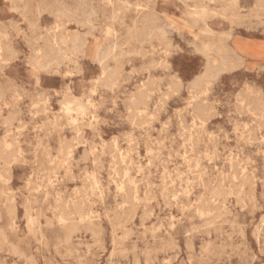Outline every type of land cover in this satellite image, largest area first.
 Masks as SVG:
<instances>
[{
    "label": "rangeland",
    "instance_id": "374dc122",
    "mask_svg": "<svg viewBox=\"0 0 264 264\" xmlns=\"http://www.w3.org/2000/svg\"><path fill=\"white\" fill-rule=\"evenodd\" d=\"M263 2L0 0V264H264Z\"/></svg>",
    "mask_w": 264,
    "mask_h": 264
},
{
    "label": "bare ground",
    "instance_id": "6f19581e",
    "mask_svg": "<svg viewBox=\"0 0 264 264\" xmlns=\"http://www.w3.org/2000/svg\"><path fill=\"white\" fill-rule=\"evenodd\" d=\"M11 1V0H10ZM182 1V0H181ZM229 1H232V3H233V0H229ZM263 1V0H262ZM235 3V2H234ZM123 4H126V3H123ZM262 4H264V2L262 3ZM261 4V5H262ZM237 5H239L238 3H237ZM13 6L15 7V5L13 4ZM129 6V5H128ZM258 7V6H257ZM261 7H263V6H261ZM16 8V7H15ZM19 8V7H18ZM139 8V7H138ZM221 8V7H220ZM235 8V7H234ZM254 8H256V7H254ZM20 9V8H19ZM43 9V8H42ZM190 9V8H189ZM235 9H237V8H235ZM259 9V8H258ZM262 9V8H261ZM263 9H264V7H263ZM262 9V10H263ZM44 10V9H43ZM93 11V10H92ZM120 11V10H119ZM221 11H223L222 10V8H221ZM206 12H207V10H206V7H203V6H194V8L192 9V14H191V19H190V21H191V24L193 25V26H196L198 23H200V22H202L203 23V29H201V30H209L208 28H207V26H206V24H205V21H203V17H204V15L206 14ZM94 13V12H93ZM236 13V12H235ZM20 14V13H19ZM89 17H91V16H89ZM89 19V18H88ZM109 19V18H108ZM250 19V18H249ZM180 20H182V19H180ZM2 24V23H1ZM0 24V25H1ZM172 24V23H171ZM4 26V25H3ZM61 26V25H60ZM2 27V26H1ZM0 27V28H1ZM170 27V26H169ZM168 27V28H169ZM2 28H4V27H2ZM5 28H7V27H5ZM56 28H57V26H56ZM148 28V27H147ZM146 28V30H149V28L147 29ZM177 28V27H176ZM188 28V27H187ZM56 30V29H55ZM191 30H193V29H191ZM178 31H179V28H178ZM177 31V32H178ZM3 32H5L4 30H3ZM202 32V31H201ZM6 33V32H5ZM209 33V32H208ZM210 34V33H209ZM163 35V34H162ZM193 36H195L194 34H193ZM222 36V35H221ZM225 36H227V35H225ZM73 37V36H72ZM223 37V36H222ZM229 37V36H228ZM1 38V37H0ZM144 38V37H143ZM226 38V37H225ZM2 39V38H1ZM54 39V38H53ZM220 40V39H219ZM54 41V40H53ZM98 41V40H97ZM150 41V40H149ZM10 42V41H9ZM9 42H7V43H9ZM144 42H147V41H144ZM224 42H225V40H224ZM1 43V42H0ZM3 43H5V42H3ZM2 43V44H3ZM6 43V44H7ZM26 43V42H25ZM30 43V42H29ZM67 43V42H66ZM72 43V42H71ZM223 43V42H222ZM5 44V45H6ZM152 44V43H151ZM11 45V44H10ZM162 45V44H161ZM226 44H224V46H225ZM75 46V45H74ZM3 47V46H2ZM96 47H98V46H96ZM169 47V46H168ZM202 47H204V50L205 49H208V47H207V45L205 46H202ZM219 48H220V46H218ZM223 47V46H222ZM98 48H100V47H98ZM115 48V47H114ZM224 49L225 48H227V47H223ZM3 49H5V48H3ZM7 49H9L8 47H7ZM97 49V48H96ZM1 50V49H0ZM217 49L215 48V51H216ZM227 50V49H226ZM225 50V51H226ZM98 51H99V49H98ZM168 51V50H167ZM9 52V51H8ZM34 52V51H33ZM202 52V51H201ZM218 52H220V51H218ZM233 57H234V59H235V61L237 62V63H242V62H245V61H248V60H261V59H264V50L263 49H260L259 47H257V46H255L253 43H250V42H248V41H243V40H237V41H234L233 42ZM97 53V52H96ZM197 53V52H196ZM215 53V52H214ZM221 53H222V51H221ZM227 53V51L225 52V54ZM198 54V53H197ZM216 54H217V52H216ZM222 55V54H221ZM97 56V55H96ZM107 56V55H106ZM15 57V56H14ZM225 57V56H224ZM227 58H228V56H226ZM105 58V57H104ZM204 58H205V56H204ZM209 58V57H208ZM68 59V58H67ZM96 60V58L94 59V61ZM206 60H208V59H206ZM230 60V59H229ZM39 61V60H38ZM97 61V60H96ZM209 62V61H208ZM36 63V62H35ZM77 63V62H76ZM210 63V62H209ZM40 64V63H39ZM220 64V62L219 63H217V65H219ZM226 64H228V63H226ZM206 65H208V64H206ZM35 66V68H36V66H38V65H34ZM75 66V65H74ZM220 66H221V64H220ZM47 67V66H46ZM219 67V66H218ZM231 68V67H230ZM176 73V72H175ZM203 74V73H202ZM102 75V74H101ZM104 75V74H103ZM215 75V74H214ZM218 76V75H217ZM102 78V77H101ZM129 78V77H128ZM155 78V77H154ZM153 79V78H152ZM168 79H169V77H168ZM117 80V79H116ZM150 80V79H149ZM178 80V79H177ZM194 81V80H193ZM122 82V81H121ZM142 82V81H141ZM152 82V81H151ZM169 82H171V81H169ZM100 83H101V81H100ZM154 83V82H153ZM179 83V82H178ZM99 84V83H98ZM144 84H146V83H144ZM151 84V83H150ZM149 84V85H150ZM168 84V83H167ZM173 84V83H172ZM254 84V83H253ZM102 85V84H101ZM119 85V84H118ZM153 85V84H152ZM191 85V84H190ZM99 86H100V84H99ZM113 86V85H112ZM169 86V85H168ZM192 86V85H191ZM100 87H104L103 85L102 86H100ZM99 87V88H100ZM106 87V86H105ZM104 87V88H105ZM107 87H109V86H107ZM144 87V86H143ZM170 87V86H169ZM173 87V86H172ZM186 87V86H185ZM254 87V86H253ZM193 88V87H192ZM203 88V87H202ZM248 88V87H247ZM252 88V87H251ZM258 88V87H257ZM109 89V88H108ZM118 89V88H117ZM90 90V89H89ZM88 90V91H89ZM111 91H112V89H110ZM124 90V89H123ZM164 90H165V88H164ZM242 90V89H241ZM67 91V90H66ZM139 91V90H138ZM153 91V90H152ZM151 91V92H152ZM245 91V90H244ZM254 91H255V89H254ZM149 92V91H148ZM174 92H176V90H174ZM242 93H243V91H241ZM252 92H253V90H252ZM251 92V93H252ZM262 92V91H261ZM110 93H112V92H110ZM135 93H136V96H138V94H137V92L135 91ZM139 93V92H138ZM164 93H165V91H164ZM171 93V92H170ZM257 93V92H256ZM67 94V93H66ZM90 94H91V92H90ZM132 94L133 93H131L130 95L132 96ZM260 94V93H259ZM39 95V94H38ZM65 95V94H64ZM93 95V94H92ZM161 95V94H160ZM168 95V94H167ZM170 95H172V94H170ZM243 95V94H242ZM257 95V94H256ZM264 95V94H263ZM67 96V95H66ZM65 96V97H66ZM134 96H135V94H134ZM150 96V95H149ZM148 96V97H149ZM235 96V95H234ZM260 96V95H259ZM258 96V97H259ZM39 97V96H38ZM165 97V96H164ZM167 97V96H166ZM243 97H245V96H243ZM69 98V97H68ZM100 98V97H99ZM129 98V97H128ZM252 98V97H251ZM260 98V97H259ZM258 98V99H259ZM75 98H72V100H74ZM146 99V98H145ZM148 99V98H147ZM192 99V98H191ZM198 99V98H197ZM240 99V98H239ZM244 99V98H243ZM263 99H264V96H263ZM41 100V99H40ZM45 100V99H44ZM69 100H70V98H69ZM77 100V99H76ZM80 100V99H79ZM81 100H82V98H81ZM126 100V99H125ZM132 100V99H131ZM137 100V99H136ZM142 100V99H141ZM202 100V99H201ZM204 100V99H203ZM249 100V99H248ZM253 100V99H252ZM251 100V101H252ZM46 101V100H45ZM64 101V99L62 100V103H64L63 102ZM127 102H129L128 101V99L126 100ZM133 101V100H132ZM155 101V100H154ZM166 101V100H165ZM199 101V100H198ZM235 101V100H234ZM246 101V100H245ZM101 102V101H100ZM135 103H137L138 102V100H137V102L136 101H134ZM140 102V101H139ZM138 102V103H139ZM143 103H144V101H142ZM141 102V104H143ZM147 102V101H146ZM161 102H163V101H161ZM201 104H202V102L203 101H199ZM216 102V101H215ZM238 102H240V101H238ZM242 102V101H241ZM249 102V101H248ZM260 102H261V99H260ZM60 103V102H59ZM86 103H88V102H86ZM90 103V102H89ZM133 103V102H132ZM198 102L196 101V104H197ZM200 103L198 104V105H200ZM204 103V102H203ZM214 103V102H213ZM243 103V102H242ZM246 103V102H245ZM36 104V103H35ZM61 104V103H60ZM69 104V103H68ZM75 104V103H74ZM73 104V105H74ZM140 104V105H141ZM189 104V103H188ZM196 104H194V106L196 105ZM206 104V103H205ZM208 104V103H207ZM209 104H211V103H209ZM253 104V103H252ZM64 105H67V104H65L64 103ZM144 105H145V103H144ZM143 105V106H144ZM247 105V104H246ZM249 105V104H248ZM259 105V104H258ZM261 105V104H260ZM41 106H42V104H41ZM62 106V105H61ZM60 106V107H61ZM75 106V105H74ZM85 106H87V105H85ZM130 106V105H129ZM135 106V105H134ZM133 106V107H134ZM149 106V105H148ZM147 106V107H148ZM160 106V105H159ZM188 106V105H187ZM207 106V105H206ZM235 106V105H234ZM32 107V106H31ZM65 107V106H64ZM78 107H80V106H78ZM104 107V106H103ZM132 107V108H133ZM154 107V106H153ZM152 107V108H153ZM196 107V106H195ZM208 107V106H207ZM212 107V106H211ZM248 107V106H247ZM246 107V108H247ZM253 107H254V105H253ZM41 108V107H40ZM68 108V107H67ZM93 108V107H92ZM136 108V107H135ZM142 108V107H141ZM194 108V107H193ZM214 108V107H213ZM236 108V107H235ZM244 108H245V106H244ZM243 108V109H244ZM69 109H70V107H69ZM74 109V108H73ZM73 109L71 110V111H73ZM83 109V108H82ZM149 109V108H148ZM195 109V108H194ZM197 109V108H196ZM208 109V108H207ZM206 109V110H207ZM242 109V110H243ZM41 110V109H40ZM62 110V109H61ZM65 110V109H64ZM94 110V109H93ZM137 110H140V109H137ZM143 110V109H142ZM212 110V109H211ZM211 110H209V111H211ZM68 111V110H67ZM75 111V110H74ZM155 111H156V109H155ZM154 111V112H155ZM174 111V110H173ZM187 111V110H186ZM192 111V110H191ZM194 111V110H193ZM197 111H198V109H197ZM201 111V110H200ZM250 111V110H249ZM77 112V111H76ZM75 112V113H76ZM79 112V111H78ZM77 112V113H78ZM84 112H86V111H84ZM83 112V113H84ZM136 112V111H135ZM135 112H133V113H135ZM143 112V111H142ZM157 112V111H156ZM203 112L205 113L206 111H204L203 110ZM133 113H131L132 114V116H133ZM157 113H159V112H157ZM198 113V112H197ZM197 113H194V114H197ZM201 113V112H200ZM213 113V112H212ZM214 113H215V111H214ZM236 113H238V112H236ZM250 113V112H249ZM254 113V112H253ZM264 113V112H263ZM31 114V113H30ZM80 114V113H79ZM82 114V113H81ZM90 115H91V113H89ZM127 114H129V113H127ZM140 114V113H139ZM191 114V113H190ZM194 114H192L193 115V117H194ZM207 114L209 115V113L207 112ZM211 114V113H210ZM216 114V113H215ZM214 114V115H215ZM83 115V114H82ZM82 115H80V116H82ZM157 115H159V114H157ZM187 115V114H186ZM191 115V116H192ZM202 115V114H201ZM206 115V114H205ZM208 115H206L207 117H208ZM245 115V114H244ZM250 115V114H249ZM253 115V114H252ZM15 116V115H14ZM128 116V115H127ZM131 115H130V117L129 118H131L132 117ZM135 116V115H134ZM133 116V117H134ZM136 116H139V115H137L136 114ZM190 116V117H191ZM199 116V115H198ZM218 116H219V114H218ZM246 116V115H245ZM181 117H182V115H181ZM210 117V116H209ZM213 117V116H212ZM257 117H258V115H257ZM260 117V116H259ZM12 118V117H11ZM146 118V117H145ZM152 118V117H151ZM158 118V117H157ZM184 118V117H183ZM198 118V117H197ZM201 118L203 119V116H201ZM201 118H199V119H201ZM240 118H241V116H240ZM54 119V118H53ZM93 119V118H92ZM134 119V118H133ZM138 119V118H137ZM136 119V120H137ZM169 119V118H168ZM196 119V118H195ZM208 119V118H207ZM254 119V118H253ZM129 120V119H128ZM185 120V119H184ZM197 120V119H196ZM205 120V119H204ZM204 120H202V122L204 123ZM71 121H74V120H71ZM82 121H84V120H82ZM81 121V122H82ZM130 121H131V119H130ZM138 121V120H137ZM166 121V120H165ZM180 121H183L182 119L180 120ZM201 121V120H200ZM235 121V120H234ZM54 122H55V120H54ZM67 122V121H66ZM70 122V121H69ZM77 122V121H76ZM129 122V121H128ZM139 122H141V120H139ZM74 123V122H73ZM72 123V124H73ZM90 123V122H89ZM142 123V122H141ZM184 123V122H183ZM205 123H207V121L205 122ZM238 123V122H237ZM256 123V122H255ZM258 123V122H257ZM10 124V123H9ZM132 124V123H131ZM136 124V123H135ZM167 124V123H166ZM180 124H182V122H180ZM180 124H178V125H180ZM196 124V123H195ZM197 124H198V121H197ZM247 124V123H246ZM51 125V124H50ZM49 125V126H50ZM54 125V124H53ZM75 125H76V123H75ZM89 125V124H88ZM177 125V124H176ZM185 125V124H184ZM11 126V125H10ZM69 126V125H68ZM77 126V125H76ZM80 126V125H79ZM162 126H163V124H162ZM232 126H234V125H232ZM247 126V125H246ZM60 127V126H59ZM89 127V126H88ZM235 127V126H234ZM233 127V128H234ZM244 127H245V125H244ZM255 127V126H254ZM57 128V127H56ZM160 128H161V126H160ZM237 128V127H236ZM239 128V127H238ZM248 128V127H247ZM252 128V127H251ZM251 128H250V130H251ZM52 129V128H51ZM60 128H58V130H59ZM89 129H90V127H89ZM163 129H164V126H163ZM167 129V128H166ZM168 129H170V128H168ZM179 129H181V128H179ZM201 129V128H200ZM218 129H220V128H218ZM241 129V128H240ZM245 129V128H244ZM256 129V128H255ZM16 130V129H15ZM78 130V129H77ZM92 130V129H91ZM184 130V129H183ZM224 130V129H223ZM237 130V129H236ZM253 130V129H252ZM45 131V130H44ZM164 131V130H163ZM167 130H165V132H166ZM225 131V130H224ZM254 131V130H253ZM49 132V131H48ZM77 132V131H76ZM79 132V131H78ZM77 132V133H78ZM162 132V131H161ZM182 132V131H181ZM180 132V133H181ZM257 132H259V131H257ZM164 133V132H163ZM188 133V132H187ZM197 133H201V132H197ZM242 133H244L243 132V130H242ZM241 133V134H242ZM92 134H93V132H92ZM160 134V133H159ZM172 134V133H171ZM252 134V133H251ZM257 134V133H256ZM50 135H51V133H50ZM77 135V134H76ZM165 135H167V132L165 133ZM169 135V134H168ZM174 135V134H173ZM253 135V134H252ZM252 135H251V137H252ZM81 136V135H80ZM149 136H150V134H149ZM169 136H171V135H169ZM199 136V135H198ZM242 136H243V134H242ZM248 136H249V134H248ZM48 137V136H47ZM168 137V136H167ZM166 137V138H167ZM172 137V136H171ZM217 137V136H216ZM250 137V136H249ZM262 137V136H261ZM130 138V137H129ZM244 138V137H243ZM264 138V137H263ZM11 139V138H10ZM165 139V138H164ZM212 139V138H211ZM247 138H245V140H246ZM249 139V138H248ZM251 139V138H250ZM65 139L63 138V141H64ZM128 140H130V139H128ZM147 140H149V139H147ZM146 140V141H147ZM157 140V139H156ZM160 140V139H159ZM165 140H167V139H165ZM192 140H194V139H192ZM213 140V139H212ZM256 140V139H255ZM48 141V140H47ZM75 141V140H74ZM73 141V142H74ZM79 141V140H78ZM77 141V142H78ZM134 141H136L135 139H134ZM144 141V140H143ZM195 141V140H194ZM253 141V140H252ZM258 141V140H257ZM42 142V141H41ZM81 142V141H80ZM128 142H132V141H128ZM140 142H141V140H140ZM172 142H174V141H172ZM183 142V141H182ZM196 143H197V141H195ZM212 142V141H211ZM218 142V141H217ZM216 142V143H217ZM248 142V141H247ZM251 142V141H250ZM249 142V143H250ZM254 142V141H253ZM252 142V143H253ZM49 143V142H48ZM47 142H46V144H48ZM113 144H115L116 143V141H115V143L114 142H112ZM111 142L109 143V145L110 144H112ZM165 143V142H164ZM171 143V142H170ZM184 143V142H183ZM60 144V143H59ZM58 144V145H59ZM61 144H63V142L61 143ZM60 144V145H61ZM172 144V143H171ZM77 145V144H76ZM134 144H132V146H133ZM147 145H148V143H147ZM152 145V144H151ZM156 145H158V144H156ZM190 145H192V144H190ZM198 145V144H197ZM44 146H45V144H44ZM63 146H64V144H63ZM68 146H69V144H68ZM171 146V145H170ZM261 146V145H260ZM41 147V146H40ZM48 147V146H47ZM50 147V146H49ZM113 147H114V145H113ZM117 147V146H116ZM134 147H135V145H134ZM158 147V146H157ZM188 147H189V145H188ZM193 147V146H192ZM195 147H196V145H195ZM251 147V146H250ZM61 148V147H60ZM69 148V147H68ZM70 148H71V146H70ZM75 148V147H74ZM119 148V147H118ZM117 148V149H118ZM146 148V147H145ZM94 149V148H93ZM108 149H109V151H110V147L108 146ZM111 149H112V147H111ZM195 149H197V148H195ZM216 149V148H215ZM61 150H63L62 148H61ZM84 150V149H83ZM113 150V149H112ZM129 150V149H128ZM169 150H171V149H169ZM70 151V150H69ZM115 151V150H114ZM113 151V152H114ZM118 151V150H117ZM127 151V150H126ZM145 151H146V149H145ZM195 151V150H194ZM197 151H198V149H197ZM216 151V150H215ZM67 152H68V150H67ZM119 152V151H118ZM205 152V151H204ZM213 152V151H212ZM58 153V152H57ZM71 153V152H70ZM109 153H111V152H109ZM170 153V152H169ZM196 153V152H195ZM197 153H199V152H197ZM196 153V154H197ZM217 153V152H216ZM59 154H61V153H59ZM67 154V153H66ZM184 154H186V153H184ZM56 155H58V154H56ZM67 155H69V154H67ZM123 155V154H122ZM121 155V156H122ZM171 155V154H170ZM217 155V154H216ZM234 155H236V154H234ZM88 156V155H87ZM185 156V155H184ZM191 156V155H190ZM232 156V155H231ZM238 156V155H237ZM60 157V156H59ZM62 157V156H61ZM65 156H63V159H65L64 158ZM86 157V156H85ZM111 157H113V156H111ZM57 158V157H56ZM182 158V157H181ZM188 158V157H187ZM190 158H192V157H190ZM189 158V159H190ZM235 158H236V156H235ZM99 159V158H98ZM114 159V158H113ZM143 159V158H142ZM66 160V159H65ZM65 160H64V162H65ZM95 160V159H94ZM127 160H128V158H127ZM123 161H124V159H123ZM130 161V160H129ZM148 161V160H147ZM239 161V160H238ZM99 162V161H98ZM125 162V161H124ZM123 162V163H124ZM196 162V161H195ZM200 162V161H199ZM236 162H237V160H236ZM242 162V161H241ZM134 162L132 161V163L131 164H133ZM188 163H189V160H188ZM198 163V162H197ZM239 163V162H238ZM237 163V164H238ZM100 164V163H99ZM119 164V163H118ZM121 164V163H120ZM126 164V163H125ZM129 164V163H128ZM148 164V163H147ZM122 165V164H121ZM121 165H119V166H121ZM58 166V165H57ZM56 166V167H57ZM128 166V165H127ZM264 166V165H263ZM61 167V166H60ZM116 167V166H115ZM123 167H124V165H123ZM244 167V166H243ZM243 167H241V168H243ZM59 168V167H58ZM118 169H119V167H117ZM57 169V168H56ZM101 169V168H100ZM245 169V168H244ZM98 170V169H97ZM124 170V169H123ZM126 170V169H125ZM242 170V169H241ZM113 171V170H112ZM122 171V170H121ZM128 171L129 170H127V172H125L126 174L128 173ZM239 171V170H238ZM1 172V171H0ZM116 173V172H115ZM136 173V172H135ZM247 173H249V172H247ZM246 173V174H247ZM95 174V173H94ZM118 174V173H117ZM130 174V173H129ZM137 174V173H136ZM234 174V173H233ZM82 175V174H81ZM92 175V174H91ZM95 176V175H94ZM124 176V175H123ZM126 176V175H125ZM248 176V175H247ZM127 178H129L128 176H127ZM134 178V177H133ZM168 178V177H167ZM233 178V177H232ZM238 178H240V177H238ZM251 178V177H250ZM109 179V178H108ZM130 179H132V178H130ZM242 179V178H241ZM240 179V180H241ZM244 179V178H243ZM96 180V179H95ZM123 180V179H122ZM173 180V179H172ZM226 180V179H225ZM114 181H116V180H114ZM128 181H129V179H128ZM132 181V180H131ZM233 181V180H232ZM119 182V181H118ZM123 182V181H122ZM142 182V181H141ZM243 182V181H242ZM244 182H245V180H244ZM243 182V183H244ZM124 183V182H123ZM128 183V182H127ZM138 183V182H137ZM241 183V182H240ZM247 183V182H246ZM246 183H244V185L243 184H241V185H243V186H245V184ZM249 183V182H248ZM250 183H254V182H250ZM249 183V184H250ZM121 184V183H120ZM147 184V183H146ZM127 185V184H126ZM125 185V186H126ZM135 184H133V186H134ZM203 185V184H202ZM236 185V184H235ZM234 185V186H235ZM247 185V184H246ZM121 186H122V184H121ZM223 186V185H222ZM228 186H229V184H228ZM233 186V187H234ZM253 186V185H252ZM126 187H130L129 185L128 186H126ZM203 187V186H202ZM248 188L250 187V186H247ZM212 188V187H211ZM132 189V188H131ZM236 189V188H235ZM241 189V187H239V190ZM251 189V188H250ZM80 190V189H79ZM128 190V189H127ZM135 190V189H134ZM172 190H173V188H172ZM217 190V189H216ZM35 191V190H34ZM145 191V190H144ZM220 191V190H219ZM218 191V192H219ZM221 191H222V189H221ZM225 191V190H224ZM237 191V190H236ZM241 191V190H240ZM135 192V191H134ZM173 192V191H172ZM253 192V191H252ZM131 193V192H130ZM130 193L129 194H127L128 196L130 195ZM136 193V192H135ZM225 193V192H224ZM223 193V194H224ZM123 194V193H122ZM137 194V193H136ZM142 194H144V193H142ZM147 194V193H146ZM177 194V193H176ZM213 194V193H212ZM238 194V193H237ZM37 195V194H36ZM126 195V196H127ZM125 196V195H124ZM123 196V197H124ZM224 196H226V195H224ZM228 196V195H227ZM120 197V196H119ZM123 197H121L122 199H124ZM244 197V196H243ZM251 197V196H250ZM11 198V197H10ZM172 198V197H171ZM223 198V197H222ZM131 199V198H130ZM129 199V200H130ZM175 199V198H174ZM226 199H227V197H226ZM125 200V199H124ZM127 200H128V197H127ZM244 200V198L242 199V201ZM134 201V200H133ZM170 201V200H169ZM225 200H223V202H224ZM238 201H240L239 199H238ZM72 202V201H71ZM122 202H123V200H122ZM203 202V201H202ZM206 202V201H205ZM250 202V201H249ZM252 202V201H251ZM117 203V202H116ZM126 204H128L127 202H125ZM214 203V202H213ZM212 203V204H213ZM79 204V203H78ZM123 204V203H122ZM131 204V203H130ZM218 204V203H217ZM217 204L215 205V206H217ZM213 205V206H214ZM254 205V204H253ZM9 206V205H8ZM64 206V205H63ZM76 206V205H75ZM115 206V205H114ZM119 206V205H118ZM137 206V205H136ZM136 206H132V207H136ZM214 206V207H215ZM73 207V206H72ZM241 207V206H240ZM245 207V206H244ZM91 208V207H90ZM114 208V207H113ZM168 208V207H167ZM218 208V207H217ZM10 209H11V207H10ZM9 209V210H10ZM13 209V208H12ZM116 209V208H115ZM131 209V208H130ZM134 209V208H133ZM169 209V208H168ZM8 210V211H9ZM24 210H26V209H24ZM65 210V209H64ZM96 210V209H95ZM163 210V209H162ZM258 210V209H257ZM12 211V210H11ZM52 211H53V209H52ZM75 211V210H74ZM77 211H79V210H77ZM132 211V210H131ZM241 211V210H240ZM27 212V211H26ZM90 212V211H89ZM117 212V211H116ZM129 212V211H128ZM127 212V213H128ZM134 212V211H133ZM163 212V211H162ZM12 213V212H11ZM28 213V212H27ZM26 214V213H25ZM51 214H52V212H51ZM59 214V213H58ZM57 214V215H58ZM29 215V214H28ZM60 215V214H59ZM65 215V214H64ZM78 215H79V213H78ZM117 215V214H116ZM133 215V214H132ZM131 215V216H132ZM226 215H228V213L226 214ZM230 215V214H229ZM27 216V215H26ZM35 216V215H34ZM81 216V215H80ZM80 216H79V218H80ZM149 216V215H148ZM182 216V215H181ZM192 216V215H191ZM64 217H66V216H64ZM86 217V216H85ZM143 217V216H142ZM150 217V216H149ZM54 218V217H53ZM82 218V217H81ZM119 218H121V217H119ZM126 218V217H125ZM128 218V217H127ZM126 218V219H127ZM133 218V217H132ZM132 218H130V220H132ZM220 218V217H219ZM91 219V218H90ZM93 219V218H92ZM147 220H149L150 218H146ZM263 219V218H262ZM46 220V219H45ZM264 220V219H263ZM30 221V220H29ZM28 221V222H29ZM119 221V220H118ZM157 221V220H156ZM213 221V220H212ZM161 222V221H160ZM261 222H263V221H261ZM31 223V222H30ZM45 223V222H44ZM47 223V222H46ZM125 223V222H124ZM264 223V222H263ZM140 224V223H139ZM207 224H209V223H207ZM207 224H206V226H207ZM116 225V224H115ZM210 225V224H209ZM212 225V224H211ZM221 225V224H220ZM35 226V225H34ZM26 227V226H25ZM152 227V226H151ZM199 227V226H198ZM201 227V226H200ZM232 227V226H231ZM236 227H238V226H236ZM135 228V227H134ZM143 228V227H142ZM155 228V227H154ZM28 229V228H27ZM31 229H33V225H32V228H30V230ZM198 229V228H197ZM196 229V230H197ZM40 230V229H39ZM75 230V229H74ZM90 230H92V229H90ZM114 230H115V226H114ZM156 230V229H155ZM32 231V230H31ZM166 232V231H165ZM192 232V231H191ZM243 232V231H242ZM254 232H256V230L254 231ZM92 233H93V231H92ZM131 233H132V231H131ZM152 233V232H151ZM239 234H241V233H239ZM34 235V234H33ZM35 236V235H34ZM202 237V236H201ZM244 237V236H243ZM231 238V237H230ZM257 239V238H256ZM69 240V239H68ZM66 243V242H65ZM95 243V242H94ZM185 245V244H184ZM190 245V244H189ZM176 246V245H175ZM192 246V245H191ZM190 246V247H191ZM168 247V246H167ZM177 247V246H176ZM186 247V246H185ZM85 248H86V246H85ZM192 248V247H191ZM69 249V248H68ZM189 250H191V249H189ZM200 250V249H199ZM203 250V249H202ZM88 251V250H87ZM192 251V250H191ZM194 251V250H193ZM115 252V251H114ZM260 253V252H259ZM111 254H112V252H111ZM146 254H149V252L148 253H146ZM114 256V255H113ZM111 258V257H110ZM138 259V258H137ZM137 259H135V260H137ZM151 260V259H150ZM138 261V260H137ZM136 261V262H137ZM129 263V262H128Z\"/></svg>",
    "mask_w": 264,
    "mask_h": 264
}]
</instances>
